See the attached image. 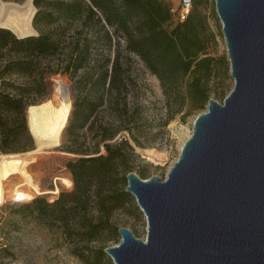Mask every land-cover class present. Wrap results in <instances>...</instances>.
I'll return each instance as SVG.
<instances>
[{"label": "trees", "instance_id": "trees-1", "mask_svg": "<svg viewBox=\"0 0 264 264\" xmlns=\"http://www.w3.org/2000/svg\"><path fill=\"white\" fill-rule=\"evenodd\" d=\"M32 3L36 9L33 27L37 36L20 39L0 28V153L32 150L29 131L36 144L33 152L8 155L9 164L0 181V207L6 203V183L23 202L33 199L31 205L18 207L15 214L53 217L55 210L66 207L70 216L83 213V219L73 218L72 228L86 246L75 247L74 254L83 264H103L108 261L105 244L98 249L89 244L98 240L106 243L118 235L119 228L112 223L111 216L133 201L126 192V176L131 173L130 161L138 158L129 140L116 138L127 133L137 147L146 148L143 142L148 141L151 129L144 107L138 102L129 105L127 100L124 74L130 68V56L136 57L159 81L169 120L185 107L190 113L207 106L212 95L210 82L218 77L216 67L220 63L208 56L209 49L216 44L215 37L197 10V0H192L187 19L179 22L176 15L175 24L168 6L158 0ZM113 39L123 45L117 42L114 71L109 80ZM123 59L126 64L121 62ZM57 75L67 76L83 92L75 100L66 131L75 139L82 134L94 141L92 148L67 152L99 155L101 145L106 155L82 158L75 163V179L70 172L63 173L65 169L53 171L46 178L49 187L43 189L39 179L33 178V172L54 160L53 149L60 143L72 108L70 89L61 79L55 82L58 104L35 105L49 97V79ZM101 110L108 112L107 120L98 121ZM47 142L51 143L47 152H52L42 154ZM29 156H33L31 162L27 160ZM140 174V178H148L145 170ZM73 185L72 194L62 193L55 200L60 189L70 191ZM38 196L52 204L37 199ZM90 209L95 210L96 216L88 217ZM64 219L61 215L55 220L66 227Z\"/></svg>", "mask_w": 264, "mask_h": 264}, {"label": "water", "instance_id": "water-1", "mask_svg": "<svg viewBox=\"0 0 264 264\" xmlns=\"http://www.w3.org/2000/svg\"><path fill=\"white\" fill-rule=\"evenodd\" d=\"M215 7L234 87L195 118L165 180L126 176L147 235L119 228L114 264H264V0Z\"/></svg>", "mask_w": 264, "mask_h": 264}, {"label": "rangeland", "instance_id": "rangeland-1", "mask_svg": "<svg viewBox=\"0 0 264 264\" xmlns=\"http://www.w3.org/2000/svg\"><path fill=\"white\" fill-rule=\"evenodd\" d=\"M0 1L23 5L28 0ZM158 1H163L164 4L168 6L170 14L172 15L171 20L175 24L180 0ZM197 3V10L202 16H204L210 32L215 37L216 44L209 49L208 56L220 61L216 67L218 77L210 82V88L212 90L210 99L217 101L219 104H223L225 97L234 87V80L230 76V64L222 34V26L216 14L215 0H197ZM1 5L0 2V7ZM41 28L43 30L46 29L44 25L41 26ZM107 30L111 33L113 29L107 28ZM117 42L120 43V46L123 45V42L120 40L116 41L113 39V45L110 51L111 63L109 66V80L112 79L114 71ZM122 55L124 56L126 53H123ZM130 57V68L124 74L127 78V100L129 105L138 102L144 107L145 116L151 124V129L148 133V141L143 142L146 148L137 147L130 140L127 133H121L116 140H122L123 138L129 140L134 148V153L138 156V158H133L129 163L131 173H135L137 176L141 177L140 172L145 170L148 176L147 179L159 177L162 180H165L169 170L177 162L182 146L192 135L195 118L205 112L207 106L201 111H192L190 113H188L189 108L185 107L180 114L174 115L168 120L165 98L159 81L144 69L136 57L132 55ZM121 62L126 64L125 59L121 60ZM58 79L63 80L70 89L72 108L66 127L61 135L60 143L53 149V153L55 154L54 160L47 163L43 168L40 167L33 172V178L39 179L38 181H40L41 184L40 187L43 189L49 187V182H46V180L52 175L53 171L65 169L63 173L70 172L75 179V163H78L82 158L106 155V152L101 145L98 148L99 155H79L67 152L69 149L84 150L88 147L92 148V144L94 143L92 137L89 135L84 136L81 134L75 139V137L72 136V133L69 134V132L66 131L74 110L75 100L77 99V96H83V92L77 89L74 82L70 81L67 76L57 75L51 77L49 79L51 89L49 97L35 105L46 102V104L49 102L53 105L58 104L55 91V82ZM108 117V112L104 110H101L97 115L98 121H102V119L107 120ZM29 134L33 140L32 150L14 154L0 153V164L3 167V175L9 164L8 155H23L36 150L35 140L30 131ZM150 151L156 153L158 157L154 158V160L149 159ZM51 152L52 151L41 153L48 154ZM32 157L33 156L27 157V160L31 162ZM4 185L6 203L0 207V264H83L75 256L74 248L84 247L86 244L80 242L81 237L75 233L72 226H74L73 218H75L76 221L81 220L83 219L82 215L84 214L80 213V215L76 217L70 216L66 211L69 207H66L64 210H55L56 212L53 217H51V215L49 216V214L37 217L15 214L14 211L18 207L31 205L33 199L30 202H23L19 198L16 190L6 183H4ZM73 189L74 185L70 191L60 189L55 200H57L62 193L68 195L72 194ZM36 198L45 202L47 201L40 196ZM132 199L133 201L130 204H126L122 209L113 213L111 221L117 228L128 229L137 239L145 241L147 235V221L138 208L135 199L133 197ZM47 202L52 204V202ZM88 212H90L88 217L96 216L94 209H90ZM61 215L65 216L64 221L67 224L66 227H64L63 222L55 220ZM120 239V236L117 235L116 238H113L106 243H102L98 240L89 244V246L92 249H98L105 244L107 249L118 245ZM107 259L108 261H104L103 264H114L108 256Z\"/></svg>", "mask_w": 264, "mask_h": 264}, {"label": "bare ground", "instance_id": "bare-ground-1", "mask_svg": "<svg viewBox=\"0 0 264 264\" xmlns=\"http://www.w3.org/2000/svg\"><path fill=\"white\" fill-rule=\"evenodd\" d=\"M1 2L0 7V28H5L19 37H29L36 34L33 27V17L35 16V7L31 0H28L23 5L14 3ZM47 141V140H46ZM51 143H45L43 150L49 151ZM158 155L154 152H149V159L154 160ZM3 176V167L0 164V181Z\"/></svg>", "mask_w": 264, "mask_h": 264}, {"label": "built area", "instance_id": "built-area-1", "mask_svg": "<svg viewBox=\"0 0 264 264\" xmlns=\"http://www.w3.org/2000/svg\"><path fill=\"white\" fill-rule=\"evenodd\" d=\"M192 9V0H180L177 12V19L179 22H184Z\"/></svg>", "mask_w": 264, "mask_h": 264}]
</instances>
